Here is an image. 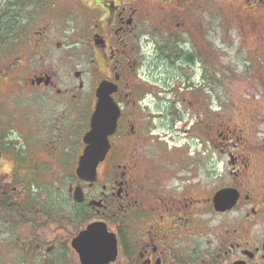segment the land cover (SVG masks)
I'll list each match as a JSON object with an SVG mask.
<instances>
[{"label":"flooded vegetation","instance_id":"obj_1","mask_svg":"<svg viewBox=\"0 0 264 264\" xmlns=\"http://www.w3.org/2000/svg\"><path fill=\"white\" fill-rule=\"evenodd\" d=\"M240 3L235 15L258 32L264 0ZM217 5L225 15L231 7L221 0H0V264H264L256 138L244 127L230 140L224 127L206 140L221 148L220 160L204 153L183 161L172 148L151 153L152 133L139 127L138 109L164 112L170 126L214 96ZM133 68L172 100L153 107L127 81ZM105 81L116 86L120 115L89 182L77 168ZM91 226L97 241H85L80 256L73 240Z\"/></svg>","mask_w":264,"mask_h":264},{"label":"rangeland","instance_id":"obj_2","mask_svg":"<svg viewBox=\"0 0 264 264\" xmlns=\"http://www.w3.org/2000/svg\"><path fill=\"white\" fill-rule=\"evenodd\" d=\"M239 2L241 0H221L223 6L231 3L229 9L223 7L226 15L219 11L217 5L213 32L216 46L211 65L214 68L211 78L215 82V92L213 97L208 98V102L205 98L201 100L209 107L204 108V104H200L198 109L194 108L188 115L177 114L174 124L170 122V126L164 112L160 114L155 109L150 112L138 109L139 127L152 133L147 142L152 148L151 153L158 155V151L163 153L167 147L180 154L182 160L204 153L216 154L217 160H220L221 148L216 144H208L207 138L217 139L225 127L233 131V134L225 132V136L234 140L233 136L239 135L238 130L245 127L250 137L256 138V141L251 139V146L258 151L256 160L259 171L264 170V22L258 32L248 31L244 19L234 12L233 5L240 6ZM77 9L75 15L79 21H76L80 23L83 8L78 6ZM247 9L250 8L246 6ZM136 70L133 68L129 72L127 81L141 86L144 98L153 107H161L172 100L170 95L162 92L160 86H156L150 78L140 76ZM152 92L156 97L150 96ZM207 124L211 127L207 128ZM237 150L241 153V146ZM218 164L222 169V162Z\"/></svg>","mask_w":264,"mask_h":264},{"label":"water","instance_id":"obj_3","mask_svg":"<svg viewBox=\"0 0 264 264\" xmlns=\"http://www.w3.org/2000/svg\"><path fill=\"white\" fill-rule=\"evenodd\" d=\"M116 86L109 82H102L96 90L97 103L90 118L89 131L83 136L85 149L79 159L77 176L85 181L95 180L96 168L103 162L109 150V138L113 136L120 115L119 107L113 102L112 94ZM226 192H220L214 199L215 207L220 208ZM96 230L93 226L73 240V248L80 255H84L82 244L97 241Z\"/></svg>","mask_w":264,"mask_h":264}]
</instances>
